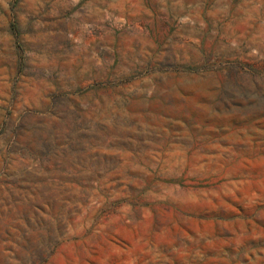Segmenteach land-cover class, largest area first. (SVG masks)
I'll return each mask as SVG.
<instances>
[{
	"label": "rangeland",
	"instance_id": "rangeland-1",
	"mask_svg": "<svg viewBox=\"0 0 264 264\" xmlns=\"http://www.w3.org/2000/svg\"><path fill=\"white\" fill-rule=\"evenodd\" d=\"M0 264H264V0H0Z\"/></svg>",
	"mask_w": 264,
	"mask_h": 264
}]
</instances>
